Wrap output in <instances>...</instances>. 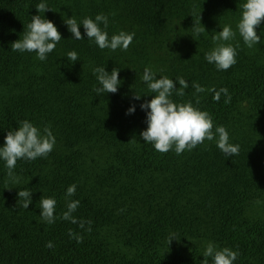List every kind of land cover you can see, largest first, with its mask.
Returning a JSON list of instances; mask_svg holds the SVG:
<instances>
[{
    "label": "trees",
    "instance_id": "obj_1",
    "mask_svg": "<svg viewBox=\"0 0 264 264\" xmlns=\"http://www.w3.org/2000/svg\"><path fill=\"white\" fill-rule=\"evenodd\" d=\"M245 2L0 0V147L24 120L55 136L47 157L17 161L19 183L0 158V264H202L209 242L236 251L233 264H264V22L260 42L248 48L237 29ZM40 3L51 9L39 13ZM101 13L109 38L135 33L126 51L100 49L83 24L84 39L77 40L65 23ZM35 15L52 20L62 35L43 61L11 48ZM194 20L204 32L194 31ZM225 25L236 32L225 43L238 45L237 62L218 70L205 55ZM71 51L75 62L67 59ZM97 67L120 69L116 93L97 95ZM145 68L177 88L184 77V96L174 91L171 99L207 111L213 131L224 126L238 154L226 156L218 137L179 155L144 141L141 105L155 95L141 79ZM193 82L205 91L196 93ZM213 88H227L231 102L223 93L214 100ZM73 184L75 194L67 196ZM20 190L32 193L28 209L18 203ZM41 197L56 201L51 224L40 215ZM70 201H79L76 223L62 219Z\"/></svg>",
    "mask_w": 264,
    "mask_h": 264
},
{
    "label": "clouds",
    "instance_id": "obj_2",
    "mask_svg": "<svg viewBox=\"0 0 264 264\" xmlns=\"http://www.w3.org/2000/svg\"><path fill=\"white\" fill-rule=\"evenodd\" d=\"M240 7L242 8V17L237 24V29L243 38L244 44L248 48H252L261 39L257 28L264 22V0H246ZM36 8L39 13H45L51 9L45 3L38 4ZM200 21L194 20V26L192 27L197 34L205 31V27H199ZM65 23L68 26V30L77 40L84 39L80 31V25L83 24L87 38L94 40L100 49L107 48L115 51L119 48L126 51L135 35V33L120 31L119 34H114L109 38L107 31L100 27L101 23L104 29L108 27V17L103 13L96 15L95 20L86 17L82 23H78L75 18H68L65 19ZM235 35L236 32L233 31L231 26L225 25L222 27V31L216 32L212 37L216 46L206 53L205 59L209 63H214L218 70H228L237 62L236 48L238 45L234 47L225 43L232 40ZM61 38L62 35L52 20L35 15L32 16L31 22L27 25V31L23 37L13 42L11 48L13 51L35 52L37 57L43 61L55 49ZM67 59L75 62L79 57L75 51H71L67 54ZM93 71L97 75L100 84V87L95 88L97 95L101 93H116L118 91V87L121 84L119 78L120 69L113 68L111 72H108L104 67H97ZM160 71L163 72V69H160ZM141 79L146 83L148 90L155 94L150 101H146L141 105V108L147 111L146 122L148 125L147 129L141 133V136L144 141L151 143L155 150L167 153L174 149L176 154L179 155L185 150L191 151L206 139L212 141L218 137L216 139L217 147L226 156L231 157L234 154H238L239 146L229 143V134L224 126L215 127V131H213V118L207 111H202L195 107L191 101L176 103L171 99L174 91L176 95L184 96V90L189 87L184 77H177L176 80H178L180 85L177 88L173 79L167 76L157 78V74L151 68H145ZM193 87L196 93L205 91V88L199 83L193 82ZM208 91L215 93L213 98L216 101H219L220 95L223 93L227 97L225 103L231 102V96L228 95L227 88H221L219 91L213 88L208 89ZM140 97L141 95L136 92L134 98L140 99ZM199 102V98H197L196 104H199ZM134 111L135 106L128 109V113H133ZM54 145L55 136L49 127L46 126L41 130L33 123L24 120L20 122L18 129L7 132L4 146L0 147V158L6 162L8 176L16 183H19V178L15 177L13 172L17 161L20 159L32 161L39 157H47L53 150ZM75 191L76 185L73 184L68 187L66 195L72 196ZM18 197V203L23 199L22 207L28 209L32 203V193L28 190H20ZM55 205V199L41 197L40 208L42 211L40 215L49 224L55 221ZM78 205L79 201H70L62 219L76 223L77 221L72 217V213L76 211ZM81 226H83L82 223ZM69 235H74L71 230ZM75 238L78 243L82 242L81 237ZM173 238L170 239V243ZM46 246L51 248L53 245L48 242ZM203 256L202 264H209L208 257H212V264H233L238 257V253L228 247L217 249L213 243L209 242L203 252Z\"/></svg>",
    "mask_w": 264,
    "mask_h": 264
}]
</instances>
